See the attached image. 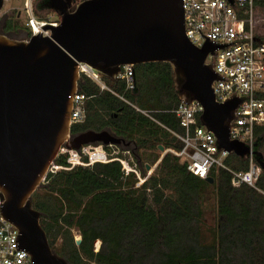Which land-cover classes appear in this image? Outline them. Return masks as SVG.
I'll return each mask as SVG.
<instances>
[{"label":"trees","instance_id":"obj_1","mask_svg":"<svg viewBox=\"0 0 264 264\" xmlns=\"http://www.w3.org/2000/svg\"><path fill=\"white\" fill-rule=\"evenodd\" d=\"M47 3L36 2L38 18H44L41 10L48 9ZM134 69L130 91L122 80L102 76L107 86L102 90L81 75L79 91L91 98L86 120L73 125L71 135L109 130L138 147L181 150L184 144L174 133L183 130L172 111L181 101L171 65L147 63ZM263 146L264 127L255 147L262 167ZM67 157L59 154L55 164L69 167ZM225 163L233 171L249 168V160L235 154ZM141 173L145 176L143 169ZM138 180L133 172L126 176L118 160L48 172L32 205L42 214L52 249L71 264H264V169L255 186L234 187L230 172L213 170L203 179L167 152L154 174L137 187ZM208 186L215 190L218 208L211 243L201 240L200 195ZM73 229L80 232L79 245ZM58 239L60 246H54ZM97 241L102 243L99 251Z\"/></svg>","mask_w":264,"mask_h":264},{"label":"water","instance_id":"obj_2","mask_svg":"<svg viewBox=\"0 0 264 264\" xmlns=\"http://www.w3.org/2000/svg\"><path fill=\"white\" fill-rule=\"evenodd\" d=\"M4 5L0 0V11ZM47 7L60 19L56 27L43 26L49 36L40 31L18 40L0 34V210L18 228L16 246L31 255L32 264H71L52 249L32 196L63 146L78 151L122 142L109 130L71 138L80 66L114 80L124 65L132 66L134 78L135 65L170 64L178 98L202 104L200 122L214 133L218 149L247 158L249 144L230 137L235 110L247 97L234 93L219 103L213 84L227 78L205 62L218 47L244 41L206 37L202 48L194 45L185 30L184 0H48Z\"/></svg>","mask_w":264,"mask_h":264},{"label":"built area","instance_id":"obj_3","mask_svg":"<svg viewBox=\"0 0 264 264\" xmlns=\"http://www.w3.org/2000/svg\"><path fill=\"white\" fill-rule=\"evenodd\" d=\"M34 1L25 0L29 18L28 30L31 35H37L41 31L43 36H49L51 30L44 29L43 26L48 24L56 27L60 19L48 10L44 11L48 12L46 17L38 18ZM83 1L85 0H73V4L78 5ZM263 11L264 0H235L232 4L228 0H184L185 30L194 45L202 48L206 37L213 42L224 44L244 41L230 47H218L209 52L205 62L208 65L214 63V69L227 78V81H214L213 84L219 103L234 93L239 97H247L235 110L237 118L231 123L230 137L232 140L249 144L251 151L246 158L249 160L248 170L233 171L226 165L225 160L231 154L218 149L214 133L198 123V118L204 111L200 102H180L172 110L183 130L182 133L174 135L184 145L179 151H167L179 157L181 162L187 164V169L200 178L208 179L213 170L222 169L230 172L231 184L234 187L255 186L263 171L261 164L255 159L257 132L264 127V35L259 31ZM80 73L96 82L102 90L107 89L102 76L88 66L81 65ZM116 79L126 83V91L134 89L135 69L133 78L132 66H122ZM90 98L78 89L73 98L71 126L86 120L87 101ZM120 98L128 102L124 95ZM92 145H84L78 151L63 146L60 154L71 152L67 157L69 167L59 166L54 162L48 172L71 169L76 165L90 166L96 162L108 163L118 160L126 176L132 172L137 175V187L150 177L148 174L141 178L140 173L126 158L110 157L106 150L108 146L95 151ZM85 157L88 158L87 162L84 161ZM18 234V228L5 218L0 210V264H32L31 255L24 250H18L16 246Z\"/></svg>","mask_w":264,"mask_h":264},{"label":"rangeland","instance_id":"obj_4","mask_svg":"<svg viewBox=\"0 0 264 264\" xmlns=\"http://www.w3.org/2000/svg\"><path fill=\"white\" fill-rule=\"evenodd\" d=\"M37 1L38 0L34 1L33 3L34 7L36 6ZM11 8H14L13 9L14 13L12 14L11 20L16 23L19 22L20 26H22L23 28L21 31L16 32L15 34L12 35L13 39H18V40L28 39L27 31L29 29L28 27L29 18H28L26 9H25V0H21V1L5 0L4 8L0 11V18L4 15V13L8 9H11ZM19 10L22 11V16L20 19H17ZM48 12L54 13L56 15L55 17L57 18L58 15L53 10H48ZM48 12L42 11L41 13H43L44 17H46ZM260 19L261 20L259 24V31L261 32L262 35H264V11L262 12ZM92 146L95 151L103 150L104 148V145L101 143L93 144ZM263 149H264V146H263ZM106 150L109 153L110 157H116V156L119 157L121 155L122 158H126L128 162L131 163V166L136 168V170L140 173L141 178H144V176L141 173L142 169L145 172V176L150 174V177H151L154 174L162 156H164L166 152H170V151H167L168 149L165 151H162L159 147H152V148L138 147V145L129 143L128 141H124V140L119 145H114V144L108 145V148ZM64 152L66 151H63V153ZM147 165L150 166L149 169L147 168ZM200 204L203 209V217H202V223H201V240L205 243H211L213 242V232H214V228L216 226L217 217H218L217 198H216L215 190L213 189L212 186H208L206 189H204L201 192ZM72 233L76 241L79 238H81L80 232L78 230L73 229ZM60 244H61V239H58L57 241H55L54 246H60ZM101 244H102L101 241H97L95 243V251L100 250Z\"/></svg>","mask_w":264,"mask_h":264},{"label":"flooded vegetation","instance_id":"obj_5","mask_svg":"<svg viewBox=\"0 0 264 264\" xmlns=\"http://www.w3.org/2000/svg\"><path fill=\"white\" fill-rule=\"evenodd\" d=\"M21 1V0H19ZM14 8L8 9L4 15L0 18V34L6 35L10 38H13V34L16 32L21 31L23 28L20 26L19 22H13L12 19V14L14 13ZM22 16V11H18L17 19H20ZM78 135V134H76ZM76 135H72L71 138H73Z\"/></svg>","mask_w":264,"mask_h":264}]
</instances>
